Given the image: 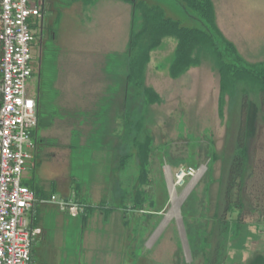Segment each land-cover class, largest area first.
<instances>
[{
	"label": "rangeland",
	"instance_id": "rangeland-1",
	"mask_svg": "<svg viewBox=\"0 0 264 264\" xmlns=\"http://www.w3.org/2000/svg\"><path fill=\"white\" fill-rule=\"evenodd\" d=\"M146 1L160 7L180 26L207 29L204 21L180 0ZM214 1L227 6L230 23L241 28L244 24L253 27L249 42L254 50L245 60L252 61L251 65L264 63V0ZM216 3L218 17L221 11H218ZM37 4L41 9V4ZM45 8L43 30L33 31L36 36L31 44L33 75L27 81V86L33 98L37 97L40 78L50 73L51 66L48 57L53 48L46 41L48 21L53 16L52 11L47 6ZM124 13V9H121L122 19ZM220 33L226 39L225 32ZM66 36L63 38L67 39ZM230 41L234 42L232 39ZM235 45L239 48L236 42ZM173 49V43H163L151 53V60L145 67V84L156 91L162 103L145 106L142 99L134 94V87L127 89L128 111L135 118L143 116L139 141H143V131L147 129L154 142L151 179L145 189L161 207L159 214L153 213L145 221L130 216L127 226H124L120 210L106 215L93 207L83 229L86 264H237L230 259L239 257L243 252L237 246L241 241V231L230 239L229 228L226 230L218 218L222 212L228 166L236 150L235 136L243 91L249 96L251 110L248 118V163L254 167L257 176L264 164V117L258 110L257 88L247 83L238 85L233 97L227 96L223 117H220L217 111L219 82L213 59L208 54H202L196 68L173 80L167 70ZM126 62L127 57L125 67ZM36 137L34 131L30 139L32 145ZM117 143L114 154L107 155V163L99 155H87L81 169L83 186H95L93 193L96 199L99 198L98 204L103 200L110 203L111 198L116 199L117 194L113 191L118 174L122 172L128 176L135 170L130 159L119 169L121 156L128 155L129 151L121 142ZM31 152L34 155V149ZM213 155L215 159L211 162ZM30 162L33 160L29 159L26 163L27 174L33 176ZM74 163L71 167L73 172L79 170L78 162ZM186 166L194 169L195 175L188 177L181 185L177 184L176 172ZM262 180L263 177L258 176V182L262 183ZM87 201L88 204L94 203L90 197ZM144 212L137 213V217L145 216L147 209ZM246 224L262 227L264 221L254 215L247 218ZM139 227L144 228V232L134 231ZM249 260L248 264H254L251 258Z\"/></svg>",
	"mask_w": 264,
	"mask_h": 264
},
{
	"label": "crops",
	"instance_id": "crops-1",
	"mask_svg": "<svg viewBox=\"0 0 264 264\" xmlns=\"http://www.w3.org/2000/svg\"><path fill=\"white\" fill-rule=\"evenodd\" d=\"M37 2L42 6L40 22L45 21L46 6L53 16L54 6L59 4L54 0ZM212 2L215 11L216 2ZM216 6L221 11L218 17L215 11L218 29L225 32L226 39L234 40L230 42L245 60L254 50L249 42L253 27L244 24L241 28L230 23L227 6L219 3ZM121 9L125 11L123 19ZM58 16L48 21L47 29L52 35L46 42L53 48L48 57L50 73L41 89L38 87L35 98L37 137L33 146L35 153L31 152L29 158L33 160L29 165L33 176L27 174L26 167L23 183L33 188L39 199L55 195L66 201L88 204L90 197L94 203L88 205L97 207L100 201L93 193L95 186H83L81 169L87 155H99L107 163V155L114 154L116 139L117 144L121 142L130 87L125 71L130 5L120 0H98L90 6L72 2L59 9ZM165 42L173 43L175 49L176 41L168 38ZM74 162L79 165L75 172L71 168ZM33 219L40 234L33 245L31 264H86L83 230L86 224L83 225L80 216L71 217L52 205L38 204ZM241 229L237 246L243 252L230 260L237 264H248L249 258L264 260V226L246 224Z\"/></svg>",
	"mask_w": 264,
	"mask_h": 264
},
{
	"label": "trees",
	"instance_id": "trees-1",
	"mask_svg": "<svg viewBox=\"0 0 264 264\" xmlns=\"http://www.w3.org/2000/svg\"><path fill=\"white\" fill-rule=\"evenodd\" d=\"M98 0H59L55 7V18L59 16V9L66 8L72 2H79L85 5H94ZM130 5L131 19L129 24V35L125 57L126 62V83L136 89V95L142 99L145 106L162 103V98L150 86L145 84V67L151 60V53L159 48L165 39L176 41V47L172 53L173 57L168 66V75L175 80L187 73L191 68H196L201 62L202 54H208L214 61L217 69L219 90L217 111L223 117V108L227 96L233 97L237 86L250 84L257 88L258 110L264 117V63L251 65L245 62L237 53L234 45L221 35L215 22V11L212 0H180L195 15L207 25V29L187 28L163 12V10L152 5L146 0H120ZM43 22H45L43 20ZM43 22L37 21L31 25L32 31L43 30ZM52 35L51 30L47 33ZM36 34H34V37ZM43 45V41L41 42ZM44 46V45H43ZM1 54V53H0ZM42 77V75H41ZM47 75L40 78L39 88ZM239 121L236 132V150L230 160L225 178L223 191V204L221 215L218 221L228 231L230 239L239 234L245 225L247 218L256 216L264 221V164L262 165L259 177L263 182H258V176L254 167L248 163V118L251 112L249 96L245 91L241 93L239 107ZM143 116L135 118L129 111H124L123 131L121 143L129 151L128 155L121 156L120 168L127 160L132 161L135 170L128 176L122 172L118 174L115 187L116 199L105 200L97 208L108 215L120 210L123 214V224L127 226L128 218L133 216L145 221L151 215L159 214L161 207L152 198V195L145 189L150 184L151 155L154 153V142L149 130L145 129L143 141H139L142 131ZM214 155L210 159L213 162ZM26 186V185H25ZM27 187V186H26ZM29 188V187H28ZM31 188V187H30ZM33 190V188H31ZM34 191V190H33ZM36 198L39 199L38 193ZM82 205L86 204L77 200ZM84 213L80 216L83 225L86 224L88 214L92 208L85 205ZM147 209L145 216H138L137 213ZM34 225V219L32 220ZM136 232H144V228L134 229ZM254 264H264L263 258L254 259Z\"/></svg>",
	"mask_w": 264,
	"mask_h": 264
},
{
	"label": "built area",
	"instance_id": "built-area-1",
	"mask_svg": "<svg viewBox=\"0 0 264 264\" xmlns=\"http://www.w3.org/2000/svg\"><path fill=\"white\" fill-rule=\"evenodd\" d=\"M41 18L35 0H0V264H31L33 245L40 231L32 223L38 204L52 205L69 216H82L84 205L51 195L37 199L23 183L31 135L38 125V104L29 95L32 77L31 25ZM189 166L179 168L182 184L193 177Z\"/></svg>",
	"mask_w": 264,
	"mask_h": 264
}]
</instances>
